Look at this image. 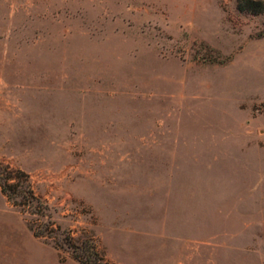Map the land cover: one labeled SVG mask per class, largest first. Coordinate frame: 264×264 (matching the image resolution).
<instances>
[{
	"label": "rangeland",
	"instance_id": "374dc122",
	"mask_svg": "<svg viewBox=\"0 0 264 264\" xmlns=\"http://www.w3.org/2000/svg\"><path fill=\"white\" fill-rule=\"evenodd\" d=\"M0 163L114 264L138 256L119 246L122 227L171 213L177 233L194 225L175 247L191 246L186 260L201 261L203 220L208 264H264V13L0 0ZM0 264L79 263L0 192Z\"/></svg>",
	"mask_w": 264,
	"mask_h": 264
},
{
	"label": "trees",
	"instance_id": "16d2710c",
	"mask_svg": "<svg viewBox=\"0 0 264 264\" xmlns=\"http://www.w3.org/2000/svg\"><path fill=\"white\" fill-rule=\"evenodd\" d=\"M236 2L240 11L264 13V0ZM0 192L8 202L18 207L35 237L52 240L58 251L69 250L72 258L79 264H114L106 259L92 237L85 236L78 240L52 220L46 201L35 193L29 176L22 170L0 163Z\"/></svg>",
	"mask_w": 264,
	"mask_h": 264
},
{
	"label": "crops",
	"instance_id": "0c3cea01",
	"mask_svg": "<svg viewBox=\"0 0 264 264\" xmlns=\"http://www.w3.org/2000/svg\"><path fill=\"white\" fill-rule=\"evenodd\" d=\"M167 221L169 223L167 226L165 224L159 226H147L141 222H131L122 227L118 239V244L122 251L129 250L138 253V256L136 257L131 255L128 261L132 264H177L175 260L178 254L183 255L185 258V255L192 251L190 245L180 246L178 250L175 247L178 240H181L182 244L185 243V240L188 237L187 234L191 231L194 225L189 224L185 227L183 226V230L177 233V230L172 227V213ZM196 226L195 231H198L197 235L200 236L203 243L200 251L201 261L193 262L190 257L189 260H186L185 258V264H208L207 246L204 241L209 235L210 227L207 224L205 225L203 220ZM212 229H214V227ZM178 234L180 236H178ZM204 253L205 260L203 261ZM118 261L120 264H125L120 260Z\"/></svg>",
	"mask_w": 264,
	"mask_h": 264
}]
</instances>
